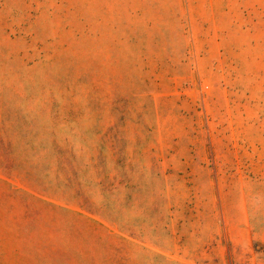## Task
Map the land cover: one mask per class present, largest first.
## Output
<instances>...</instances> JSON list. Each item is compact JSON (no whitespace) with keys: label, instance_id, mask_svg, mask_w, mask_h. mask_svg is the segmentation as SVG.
I'll list each match as a JSON object with an SVG mask.
<instances>
[{"label":"rangeland","instance_id":"rangeland-1","mask_svg":"<svg viewBox=\"0 0 264 264\" xmlns=\"http://www.w3.org/2000/svg\"><path fill=\"white\" fill-rule=\"evenodd\" d=\"M0 264H264V0H0Z\"/></svg>","mask_w":264,"mask_h":264}]
</instances>
